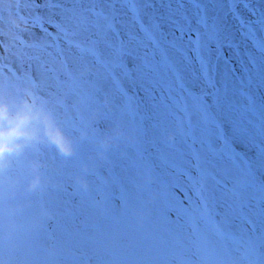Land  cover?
Here are the masks:
<instances>
[{"label":"rangeland","instance_id":"1","mask_svg":"<svg viewBox=\"0 0 264 264\" xmlns=\"http://www.w3.org/2000/svg\"><path fill=\"white\" fill-rule=\"evenodd\" d=\"M12 2L13 0L0 2V79L20 84L27 81L16 75L24 69L17 61L19 52L12 47L10 37L17 26L20 29H31V25L22 22L27 15L25 6L21 5V11L10 7ZM60 3L61 8L55 10L57 12L73 7L71 0H61ZM90 6L89 0H83L82 4L77 5L84 8ZM171 7L175 9L177 5L173 4ZM259 7L264 8V4ZM149 12H155L157 17H167L168 6L157 3ZM185 12L186 18L183 15ZM44 14L51 15V12ZM220 15L223 16V12ZM45 27L54 40L56 29L50 25ZM178 28L186 33L184 39H180ZM198 28L202 33L203 28L197 24L190 5H185L170 20L164 19L162 33L151 30L149 35L129 26V30L135 34L129 49L136 60L126 58L128 68L133 69L132 75L125 76L119 70L112 74L99 64L89 63L88 66L95 74L92 79L97 90H88L90 94L83 95L81 92L85 89L77 81L62 89L60 97L52 94L54 98L50 101L53 104L64 95H68V100L73 105L78 103L81 116L75 122L67 115V107H61L59 111L66 130L77 139L78 155L64 160L51 150L42 153L43 172L49 187L41 196L32 198L33 207L25 209L17 220L24 225L28 234H38L39 243L44 247L39 249V253L25 248L18 255L5 249L0 253L5 264L47 261L48 251H57L62 255L61 264H111L115 259L128 264L129 261L146 260V257L138 254L128 255V245L133 241L140 244L145 235L158 237L169 226H175L177 215L183 211L182 201L185 197L189 198V211L195 212V197L189 191L201 183L210 205L219 208L222 213L228 207L227 218L234 217L241 231L252 234L253 228L257 232L264 230V184L260 183L264 178V121L253 120L250 124L237 126V138L247 145V150L238 158L232 159L227 149L217 150L219 145L214 139L215 130L200 120L195 111L192 115L193 133L189 138L182 123L183 114L177 113L176 121L169 117L164 105H161L163 98L160 93L154 92L148 79L134 68L144 58L151 60L154 56L159 61L165 52L171 59L180 60L181 52L177 51L179 48L191 58L190 67L198 71L195 54L191 51L192 44L189 42V37L194 39L192 34ZM31 31L43 42L48 41V37L39 28ZM229 41L232 42V47L226 46ZM173 42L175 46H172ZM250 49L251 45L240 34L235 22L230 18L226 20L219 41L202 52L217 85L227 84L230 91L239 92L241 81L245 80V53ZM33 51L43 55L50 64L55 60L51 53L41 52L39 48ZM65 52H68L66 47ZM74 59L69 53V62ZM85 76L87 78V73ZM47 83L42 78L41 90L45 93L49 91ZM258 87H264V80H258L252 86L257 95H264V88ZM101 92L104 97L111 96L117 107L106 109L102 103L104 98L98 97ZM239 98L237 95V99ZM94 111L97 113L95 118L92 115ZM214 118L232 119L230 114L223 111L217 112ZM118 123L129 129L131 136L120 146L109 150L107 159H96L95 153L99 150L96 140L106 131L110 132ZM165 128L176 133L174 142L169 143L166 136L161 135ZM81 129L88 133L84 140H80L78 136ZM193 142L200 147H193ZM194 156L195 167L200 175L192 173L186 180L181 173L186 175L192 172ZM81 163L88 164V192H84L73 181L74 176L84 174ZM24 166L25 161L19 162L18 170L22 171ZM146 193H152L154 198L147 200ZM96 200L101 201L97 206L94 205ZM125 202H135L147 212V220L143 225H138L131 213L120 211V206ZM40 204L49 209L51 219L36 218ZM240 205H243L242 213L231 211ZM105 209L115 211L106 214ZM245 221H250L252 227ZM37 228L38 233L32 231ZM112 245L115 247L112 248ZM134 251L139 252L140 248H135ZM81 255L83 260L80 259Z\"/></svg>","mask_w":264,"mask_h":264},{"label":"snow or ice","instance_id":"2","mask_svg":"<svg viewBox=\"0 0 264 264\" xmlns=\"http://www.w3.org/2000/svg\"><path fill=\"white\" fill-rule=\"evenodd\" d=\"M71 3L72 8H64L59 12L55 10L61 8L60 0H42L40 3L37 0H13L10 4V7L17 9L24 5L27 15L22 22L30 24L31 29L39 28L48 37V41L43 42L31 29L16 27L10 40L12 47L19 52L17 61L24 69L23 72H17V77H24L28 84L48 100L60 97L62 89L77 81L85 89L81 94L88 95V90H97L92 79L95 75L92 69L87 71V78L81 71L89 63L99 64L112 74L117 70L125 76L133 74L126 59L131 57L136 60L129 49L135 36L129 26L149 35L151 30L162 33V21L166 18L170 20L185 5H190L197 24L203 28L202 33L198 28L192 34L194 39L189 37L198 71L190 67L191 58L179 48L180 60L171 59L165 52L159 61L154 56L151 60L144 58L134 68L148 79L154 92L160 93L163 98L161 105H164L169 117L176 121L177 113L183 114L182 123L189 138L193 133L192 115L195 111L200 120L215 130L214 139L219 145L217 150L227 149L232 159L247 150V145L237 138V126L250 124L253 120L264 121V95H257L252 90L256 81L264 80V8L259 7L264 4V0H89L91 6L87 8L77 7L83 0H71ZM157 3L168 6L167 17H157L155 12H149ZM173 4L177 8L173 9ZM46 12H51V15H45ZM183 15L186 18V12ZM229 18L251 45V49L245 53V80L241 81L238 93L230 91L227 84H216L209 63L202 55L205 48L219 41L224 22ZM45 25L56 29L54 40ZM177 31L180 39H184L186 33L179 28ZM172 46H175L174 42ZM226 46L232 47V42L229 41ZM65 47L68 52H65ZM37 48L41 52L51 53L55 60L51 64L45 61L43 55L33 51ZM69 53L75 57L72 62H69ZM42 78L48 81V93L41 90ZM61 107L68 108L67 115H70L73 122L80 119L78 103L73 105L68 95H64ZM220 111L230 114L232 119L214 118ZM167 132L165 128L161 135L166 136ZM193 147L199 148L200 145L193 142ZM192 162V172L186 175L181 173L186 180L192 173L200 175L195 167V156ZM260 183L264 184V178ZM202 189L201 183L189 191L195 197V212L189 211L191 205L189 198L185 197L182 201L183 211L177 215L175 226H169L158 237L145 235L140 244L133 241L128 245V255L138 254L147 258L129 261L128 264H264V230L257 232L253 228L252 234L241 231L234 217L227 218L229 208L226 207L222 213L219 208L210 205ZM134 206H137L135 202H125L120 206V211L132 213ZM114 211L105 209L106 214ZM231 211L240 214L243 205ZM245 222L252 227L250 221ZM32 231L38 233L39 229ZM42 247L44 245L39 243V235L28 234L24 227L22 231L13 232L7 242L0 239V253L7 249L18 255L25 248L39 253ZM135 248H140V251H134ZM47 255V261L33 260L31 264H61L63 260L57 251H48ZM80 259L83 260V255ZM0 264H5L2 255ZM111 264L123 262L115 259Z\"/></svg>","mask_w":264,"mask_h":264},{"label":"clouds","instance_id":"3","mask_svg":"<svg viewBox=\"0 0 264 264\" xmlns=\"http://www.w3.org/2000/svg\"><path fill=\"white\" fill-rule=\"evenodd\" d=\"M90 69L86 66L81 71L86 74ZM62 102L60 98L53 104L28 83L13 85L0 79V239L5 242L13 232L23 230L24 225L18 223L17 218L25 209L33 207V197L41 196L49 187L43 172L42 153L51 150L64 160L78 155L77 139L66 130L59 114ZM102 103L108 110L117 107L109 95H105ZM92 115L95 118L97 113L94 111ZM87 135V130H79L80 140ZM130 136V130L122 123L106 131L95 142L99 149L96 159H107L109 150L120 146ZM175 136L176 133L169 130L166 139L172 143ZM21 161H25L22 171L17 167ZM80 167L84 174L74 176L73 181L88 192V164L81 163ZM145 195L149 201L154 198L152 193ZM100 203L94 201L95 206ZM131 214L138 225L147 220V212L141 207L134 206ZM51 216L49 209L40 204L36 218L45 220Z\"/></svg>","mask_w":264,"mask_h":264},{"label":"water","instance_id":"4","mask_svg":"<svg viewBox=\"0 0 264 264\" xmlns=\"http://www.w3.org/2000/svg\"><path fill=\"white\" fill-rule=\"evenodd\" d=\"M98 97H103V98H104V93H103V92L99 93V94H98ZM100 99H101V98H100Z\"/></svg>","mask_w":264,"mask_h":264},{"label":"flooded vegetation","instance_id":"5","mask_svg":"<svg viewBox=\"0 0 264 264\" xmlns=\"http://www.w3.org/2000/svg\"><path fill=\"white\" fill-rule=\"evenodd\" d=\"M61 1V0H60ZM6 65V64H5ZM8 68H9V66H8ZM11 69V68H10Z\"/></svg>","mask_w":264,"mask_h":264}]
</instances>
